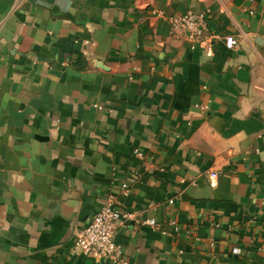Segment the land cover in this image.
Wrapping results in <instances>:
<instances>
[{"label":"crops","instance_id":"crops-1","mask_svg":"<svg viewBox=\"0 0 264 264\" xmlns=\"http://www.w3.org/2000/svg\"><path fill=\"white\" fill-rule=\"evenodd\" d=\"M109 194L129 264H264V0H0V264H111L73 247Z\"/></svg>","mask_w":264,"mask_h":264},{"label":"built area","instance_id":"built-area-1","mask_svg":"<svg viewBox=\"0 0 264 264\" xmlns=\"http://www.w3.org/2000/svg\"><path fill=\"white\" fill-rule=\"evenodd\" d=\"M249 1L252 2L253 0ZM207 13L208 11L197 14L191 10H186L180 14L167 16L166 20L170 34L181 36L191 44L192 48L200 45L209 50L210 40L213 35L206 32ZM236 44L237 40L233 35L224 36L225 48L232 49ZM135 153L140 154L137 150ZM210 175L215 177L216 173L212 172ZM129 191L128 182L122 183L120 197L127 196ZM169 203H172L171 199H169ZM133 219H135V212L123 210L120 198L109 194L99 209L90 216L87 224L76 231L73 247L82 256L91 258L96 262L107 260L111 264H129L122 246L115 240V230L125 220ZM139 221L151 226L162 234L178 231V225L175 220L169 222L170 229L162 227L153 218H144ZM232 252L239 253L240 249L238 247L233 248Z\"/></svg>","mask_w":264,"mask_h":264}]
</instances>
